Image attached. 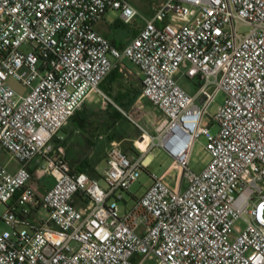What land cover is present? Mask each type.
<instances>
[{"label":"built area","instance_id":"built-area-1","mask_svg":"<svg viewBox=\"0 0 264 264\" xmlns=\"http://www.w3.org/2000/svg\"><path fill=\"white\" fill-rule=\"evenodd\" d=\"M110 11L124 25L141 15L129 0H0V154L18 164L0 161V264H264V0H163L122 49L95 29ZM125 59L163 120L136 155L113 143L93 178L53 142ZM221 92L214 135L202 121ZM200 136L209 161L197 174ZM154 148L172 157L178 188L151 174L121 212ZM35 174L54 177L42 195Z\"/></svg>","mask_w":264,"mask_h":264},{"label":"rangeland","instance_id":"rangeland-1","mask_svg":"<svg viewBox=\"0 0 264 264\" xmlns=\"http://www.w3.org/2000/svg\"><path fill=\"white\" fill-rule=\"evenodd\" d=\"M133 6H135L140 12V16L137 17L130 25H122L123 33L126 35H132L134 30L139 24H142V16L150 17L153 14L154 8L159 6L163 0H129ZM112 13V14H111ZM106 16V19L117 18L120 16L119 12H111ZM248 30L246 27L240 28V32L244 33ZM125 35V36H126ZM122 40H120L121 42ZM123 62L128 68H130L135 74H139L138 68L132 64L129 60L125 59ZM179 83L188 92L193 93L195 91L193 82L186 79L179 78ZM8 84L19 93H24L25 88L15 79L10 78ZM142 88L140 78L136 75L121 77L112 86L111 99L105 98L104 91L94 93L92 99L87 102V110L91 112L90 126L86 131L88 136L97 142H93V145L87 144L91 150L86 155L90 157L92 155L91 166L86 171L91 176L99 178L101 172L106 166V155L111 148L112 143H119L121 148L129 155H136L138 151L136 149V142L143 134V130L147 131L151 136H156V128L163 120L162 115L149 101L141 98L139 94L134 97L136 92ZM124 92H130L129 98L125 101L126 108L119 106L115 100V97H119ZM106 95V94H105ZM225 98L224 93H219L215 98V101L210 106L208 114L202 121V127H209L212 134H216L219 130L218 126L212 124V117L216 113L218 107L223 103ZM121 108L127 116L121 111ZM67 131H61L59 136H65ZM102 138L99 140V137ZM79 138V136H78ZM141 139L137 145L139 148L144 149L145 143ZM55 144V141L53 142ZM207 140L205 136H200L195 142L193 151L190 157V169L199 174L204 170L206 164L209 161V156L205 150ZM149 160H152L150 167L141 173L139 180L131 187L130 192L122 194L123 200L117 201L121 212L124 211L126 203L132 204L134 198H140L150 188L153 183L151 174L162 177L164 182L169 185L171 189H177L181 180V174L178 171H174L172 168L173 159L164 151L154 148L152 152L148 154ZM151 158V159H150ZM0 161L5 164L10 171L16 168V161H14L10 154L3 152L0 154ZM170 171V172H169ZM101 185L104 186L102 180ZM55 180L51 175H46L37 180H32V186L36 189L41 187H52ZM187 187L186 180L183 182V188ZM7 210V206L0 204V231L6 230V226L1 222V217ZM41 217L48 218V212L42 209Z\"/></svg>","mask_w":264,"mask_h":264},{"label":"crops","instance_id":"crops-1","mask_svg":"<svg viewBox=\"0 0 264 264\" xmlns=\"http://www.w3.org/2000/svg\"><path fill=\"white\" fill-rule=\"evenodd\" d=\"M111 12H114V11L108 12L107 15L110 14ZM106 16L104 17V19L102 21H100L98 24H96L95 29L99 34H101L102 36L107 38L112 45H114L115 47L120 48V49L124 48L127 44H129L132 41V39L138 35L139 31L143 27V23L139 24L137 26V28L134 30L133 34L127 36L126 33H123V30L121 28V26L123 24L120 21V16L117 18H111L109 20L106 19ZM120 40H122V41L120 42ZM122 63L123 64H122L121 69H118L121 76L122 77L126 76L128 78L129 76L136 75L137 77L140 78V82L142 85V74L141 73H139L138 75L135 74L130 68H128L126 66V64L124 62H122ZM114 83L112 85H110L111 89H112V86L114 85ZM140 90L142 92V88ZM92 96H93V94L88 98V100L89 99L91 100ZM107 97L111 99V97H109V96H107ZM76 113L78 114V116L71 119L68 122V124L61 130V131H67V134L65 136H62V135L59 136V133L61 132L60 131L58 133L57 137H55L54 141H55V144H61L64 147L66 160L68 161V163L70 164V166L73 169L78 171L81 164L85 163V162L88 163L87 164L88 168H90L91 166L93 167V165H91V164H93L91 162L92 155H90V157H88L86 154L88 152H90V154H91V150L88 148L87 144L93 145L94 140L88 136V132L86 131L87 127H89L91 124L90 123L91 112H89L87 110V102H85L83 108ZM78 117H80V118H78ZM78 136H79V138H78ZM101 138H102V136L99 137V140ZM143 138L144 137H140V139H138V141L136 142V146H138L137 143ZM95 142H97V141H95ZM106 157H107V155H106ZM105 160H106V158H105ZM36 164H37V162H36ZM17 168H18V164L16 165V168L13 170V172L16 171ZM105 168H106V166L104 167V169ZM82 172H84V171H82ZM85 173H87V172H85ZM87 174L90 175V173H87ZM91 177H93V176H91ZM93 178H96V177H93ZM99 178H97V179H99ZM37 179H38L37 175L35 174L33 180H37ZM31 185H32V183H31ZM49 188L50 187L46 186V187H41L38 189L35 188V189L42 195ZM77 205H78V207H82L83 204L80 201V199H77Z\"/></svg>","mask_w":264,"mask_h":264},{"label":"trees","instance_id":"trees-1","mask_svg":"<svg viewBox=\"0 0 264 264\" xmlns=\"http://www.w3.org/2000/svg\"><path fill=\"white\" fill-rule=\"evenodd\" d=\"M121 74L119 73L118 69H115L114 71H112L110 73V75L105 79V81L101 84L100 86V89L102 91H104V93L110 97V95H112V89L110 88V85H112L114 82H116L117 80H119L121 78ZM130 92H124L122 93L121 95H119V97H115V100L117 102V104L123 108H126V104H125V101L129 98ZM141 95V90L137 91L136 94H135V98L138 96V95ZM78 116V114L76 113L72 119L74 117ZM80 118V117H78ZM88 163H82L81 166L79 167V170L78 171H84V172H87L86 170L88 169ZM89 173V172H87Z\"/></svg>","mask_w":264,"mask_h":264}]
</instances>
